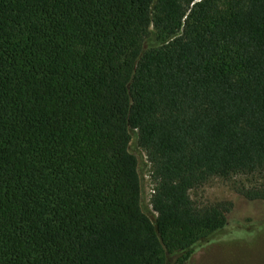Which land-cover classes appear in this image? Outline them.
<instances>
[{
	"label": "trees",
	"instance_id": "1",
	"mask_svg": "<svg viewBox=\"0 0 264 264\" xmlns=\"http://www.w3.org/2000/svg\"><path fill=\"white\" fill-rule=\"evenodd\" d=\"M254 174L264 0H0V264H184L219 235L249 243L264 184L207 205L190 191Z\"/></svg>",
	"mask_w": 264,
	"mask_h": 264
},
{
	"label": "rangeland",
	"instance_id": "2",
	"mask_svg": "<svg viewBox=\"0 0 264 264\" xmlns=\"http://www.w3.org/2000/svg\"><path fill=\"white\" fill-rule=\"evenodd\" d=\"M131 150L140 157L143 180V207L155 219L151 204L154 183L151 179V163L144 150L137 147L135 137ZM264 184V174L238 175L231 179L213 178L199 188L191 190V196L200 205L242 198L241 189ZM248 236H246L247 238ZM251 241H227L222 235L215 240L200 242L192 257L184 264H264V228ZM180 255L171 257L169 264H177Z\"/></svg>",
	"mask_w": 264,
	"mask_h": 264
},
{
	"label": "built area",
	"instance_id": "3",
	"mask_svg": "<svg viewBox=\"0 0 264 264\" xmlns=\"http://www.w3.org/2000/svg\"><path fill=\"white\" fill-rule=\"evenodd\" d=\"M217 178H219V177H217ZM190 193H191V191H190Z\"/></svg>",
	"mask_w": 264,
	"mask_h": 264
}]
</instances>
